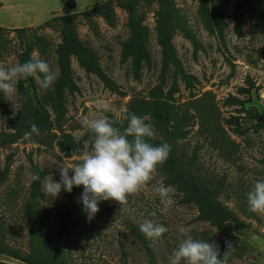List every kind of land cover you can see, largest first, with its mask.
Instances as JSON below:
<instances>
[{"label": "rangeland", "instance_id": "1", "mask_svg": "<svg viewBox=\"0 0 264 264\" xmlns=\"http://www.w3.org/2000/svg\"><path fill=\"white\" fill-rule=\"evenodd\" d=\"M105 1L0 0V26L4 27L0 31V64L11 67L18 63L20 39L13 29L26 27L22 38L35 34L46 41L45 53L35 48L32 56L46 61L57 79L55 49L61 41V25L52 17L88 11ZM234 1L229 0L221 17L222 33L216 29L212 34L198 15V0H138L132 21L146 26L142 42L149 58L141 61L138 75L134 58L122 59L123 45L133 35L127 11L113 2L107 9L110 14L112 11L110 23L100 14H77V38L97 54L99 67L115 88H108L71 55L76 90H64L65 113L59 126L54 123L55 113L47 96L55 81L44 90L32 77L22 89L17 81L9 96L0 91L12 116L19 112L27 115L32 107L36 113H47L51 121L49 127L37 126L40 134H32L30 140L23 135L11 142L12 131L0 115L2 245L21 255L34 246L49 252L53 259L57 255L65 264H169L173 249L185 238L180 232L183 228L196 240L217 244L221 259L226 242H231L234 251L228 264H264V215L249 212L247 204V193L255 182L264 180V127L257 129L261 122L254 118L257 115L264 121V25L257 19L264 17V0H252L254 16L247 12L239 21L232 15ZM47 20L52 25H46ZM164 37L168 39L163 45L159 39ZM240 87L249 88V93H239ZM159 90V99L169 96V103L178 112L194 116L190 132L179 143L188 153L199 145L195 168L208 179L223 180L224 190L217 197L237 219L226 223L232 234L223 235L208 221L198 220L196 205L185 202L176 186L172 203H162L153 190L162 177L157 171L152 181L128 197L127 204L100 202V211L90 222L78 202L83 186L75 187L68 226L62 219L68 202L66 191L50 197L42 185L51 179L59 182L62 165L79 163L81 156L91 151L92 134L81 121L98 117L123 121L131 101L151 100ZM229 95L242 99L249 112L238 113V105L226 104L224 99ZM141 118L154 130L149 116ZM226 118L232 124L226 123ZM235 127L243 130L242 135L234 132ZM59 143L70 147L68 156ZM78 145L82 154L76 153ZM33 175L40 177L37 186ZM145 219L168 229L155 246H150L144 234L145 242L136 236ZM0 262L27 264L1 252Z\"/></svg>", "mask_w": 264, "mask_h": 264}, {"label": "trees", "instance_id": "2", "mask_svg": "<svg viewBox=\"0 0 264 264\" xmlns=\"http://www.w3.org/2000/svg\"><path fill=\"white\" fill-rule=\"evenodd\" d=\"M137 1L138 0H107L96 5L91 10L89 9L88 11L85 10L80 13H68L52 17L51 20L59 19L61 25V41L57 44L55 49L57 64L59 67V76L55 80L53 90L47 94V96L51 99V107L55 113L54 123L56 125L59 126V122L62 120L65 113L63 103L64 90H68L69 92L76 90V86L71 77V55H74L78 59L79 64L84 67L86 71L92 72L98 76L108 88L111 90H114L115 88L112 81L99 67L97 54L89 47L85 46L77 38L75 27V18L77 17V14L84 15L85 17H90L92 13L100 14L106 22L110 23L112 11L110 14L107 10L110 8L109 5L116 2L120 8L126 10L128 18L130 19L131 31L133 34L131 38L134 40L129 38V40H127L123 45L122 59L126 60L129 56H132L135 64L134 70L138 75L141 61L144 60L145 62H148L149 58L146 47L142 42V34L146 31V26L135 20L132 21L136 6L135 3ZM251 1L252 0L234 1L232 15L236 20H241V17L247 12L251 16H254V13L250 8L252 3ZM228 3L229 0H198V15L200 16L205 28L210 33H216V29L217 32L220 34L222 33L221 17L228 6ZM257 19L264 25V17L257 16ZM45 24L49 26L52 25L50 20L45 21ZM157 24H159L158 29H160V22L158 21ZM3 29L4 27L0 26V31ZM13 30L16 31L17 37L20 39L18 63L22 64L30 59H35L32 56V52L35 48L39 49L40 52L45 53L46 41L43 37L32 34L28 37L22 38L23 34H25L26 27L16 28ZM167 30L168 28L166 31ZM165 36H168L167 32ZM167 39L168 37H164L159 39V42L164 45L167 42ZM31 80L32 77L19 80V86L21 89L24 86V82H30ZM250 86H252V83ZM238 91L239 93H249V88L240 87ZM159 95H162L161 90H159L156 97L151 96V100L138 99L131 101L126 113V119L123 121H113L114 126L121 129L125 128L129 122V116L132 113L139 117L149 116L152 119L151 121L154 126V131L157 132V135H154L149 142L156 146L163 143H168L171 146V151L167 161L163 166L158 167L157 169V172L162 177H166V179L163 180L164 185L176 186V189L182 193L185 202H191L196 205L198 210V220L208 221L210 225L220 229L223 235L230 236L232 233L227 229L226 223L231 219H233V221H237V219H235L233 211L226 207L217 197L218 193L224 190L223 180L216 178L208 179L204 173H201L198 168H195L197 149L199 148V145H195L190 153H188L181 143H179V140L186 138L187 134L190 132L191 126H193L192 121L194 116L188 111L178 112L174 105L169 103V96L164 99H159ZM224 100L226 104L238 105L239 107H237V109L235 108L238 113L241 111L249 112V108L244 107L243 100L234 95H229ZM31 109L32 107H30V111L27 112V115H23L22 112H19L17 115L12 116V113L7 108L5 100L0 92V115L4 118L8 129H11L12 131L9 134V136H11V142L21 138L26 132L30 131L32 123H35L38 127L40 126L39 128L50 126L51 121L47 113L42 115L41 113H36ZM254 118H257V120H260L262 123L261 124L258 121L257 125L259 126L255 125L257 126V129L260 128V126L264 127V121L262 119L257 117V115ZM225 122L232 124L229 118H226ZM242 131L243 130H240L239 127L234 128V132L238 135H242ZM157 136L158 138H155ZM64 144L65 143H59L61 149L65 150V154L68 156L71 153L70 147ZM82 152V147L78 145L76 153L82 154ZM0 180H2V177H0ZM38 183V181L33 182L35 186H37ZM74 188L75 186L73 187L71 193L66 192L68 202L65 208L66 211H64L65 214L63 215L65 217H62L64 222L70 219L68 214L71 213L74 206L71 201ZM32 219L35 220L34 216ZM67 225L69 226L68 223ZM67 229L68 228H66V230ZM136 236L139 240H141V242H145L144 235L140 232V230ZM0 252L19 258L27 264H65V261L62 260L61 262L57 255H54L53 259L49 252L34 246L31 248L29 253L21 255L18 250H11V248L0 243ZM0 264L8 263L0 262Z\"/></svg>", "mask_w": 264, "mask_h": 264}, {"label": "clouds", "instance_id": "3", "mask_svg": "<svg viewBox=\"0 0 264 264\" xmlns=\"http://www.w3.org/2000/svg\"><path fill=\"white\" fill-rule=\"evenodd\" d=\"M35 77L44 90L50 88L56 79L55 72L49 64L41 59H30L11 67L0 64V91L9 96L15 91V84L21 79ZM42 77V78H41ZM82 126L92 134L90 152H85L79 163L62 165L59 169L60 181L46 180L43 183L45 195L57 197L61 190L71 193L73 187L83 186L78 200L83 205L90 222L100 211L102 201L114 200L121 206L128 203L130 195L138 193L141 188L153 180L158 167L167 161L171 146L163 143L153 145L149 140L154 136L152 126L143 118L132 113L123 129L114 126L107 117L84 118ZM32 134L39 135V128L31 124V131L24 134L30 140ZM74 173L69 175V172ZM34 181L40 180L33 175ZM161 177L153 190L164 204H171L175 187L165 186ZM248 210L254 214L264 215V180L255 182L247 193ZM141 233L155 246L168 229L150 219H145L139 226ZM185 237L173 249L169 264H228L229 254L234 251L231 242H226L227 250L220 257L219 246L208 241L196 240L187 229H180Z\"/></svg>", "mask_w": 264, "mask_h": 264}, {"label": "crops", "instance_id": "4", "mask_svg": "<svg viewBox=\"0 0 264 264\" xmlns=\"http://www.w3.org/2000/svg\"><path fill=\"white\" fill-rule=\"evenodd\" d=\"M49 1V0H48ZM53 1H55V0H53ZM61 1V0H60Z\"/></svg>", "mask_w": 264, "mask_h": 264}]
</instances>
